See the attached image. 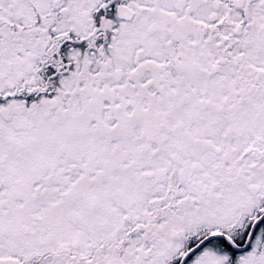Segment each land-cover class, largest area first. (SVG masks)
I'll list each match as a JSON object with an SVG mask.
<instances>
[{
    "label": "snow or ice",
    "instance_id": "6c2138e0",
    "mask_svg": "<svg viewBox=\"0 0 264 264\" xmlns=\"http://www.w3.org/2000/svg\"><path fill=\"white\" fill-rule=\"evenodd\" d=\"M0 264H264V0H0Z\"/></svg>",
    "mask_w": 264,
    "mask_h": 264
}]
</instances>
